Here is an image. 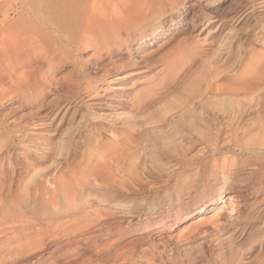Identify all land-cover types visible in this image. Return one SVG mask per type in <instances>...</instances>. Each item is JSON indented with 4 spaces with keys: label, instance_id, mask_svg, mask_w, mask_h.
<instances>
[{
    "label": "rangeland",
    "instance_id": "374dc122",
    "mask_svg": "<svg viewBox=\"0 0 264 264\" xmlns=\"http://www.w3.org/2000/svg\"><path fill=\"white\" fill-rule=\"evenodd\" d=\"M49 1L0 0V26L7 14L6 27L30 28L35 23L23 20L35 14L36 21L42 23L39 17H48L47 23L57 22L71 34L66 29L71 26L64 28V24L71 25L72 20V26L83 23L91 2ZM68 1L73 10L64 5ZM158 3L154 0L153 10L143 8L137 17L134 9H124L115 24L90 30L88 37L75 43L79 48L62 33L57 40L72 45L66 54L73 60L44 40L39 44L46 49L35 55L24 47L14 51L13 45L0 43V142H8L0 153V178L7 176L0 191V253L9 233L5 228L42 215L45 204L35 192L40 178L66 159L75 158L72 153L78 160L86 137L100 129V133L137 134L140 146L127 160L134 166H148L145 188L133 197L121 194L116 204L91 202L93 208L110 215L107 222L112 235L99 238L98 256L86 261L84 251L76 250L57 259L59 253L50 248L40 264H66L76 257L85 261L82 264H264V152L243 153L245 161L253 163L248 168L255 170L251 177L241 173L234 181L227 172L221 178L219 204L209 205L204 214L196 211L175 220L178 210L195 205L216 184L207 175V168L215 163L208 156V147L221 145L227 137L233 141L236 137L238 143L246 138L243 128L233 135L222 119L264 107V88H239L228 72L230 62L225 63L237 56L241 63L251 55L261 60L264 0ZM175 17L177 21L168 26ZM161 27L169 31L143 43L151 31ZM5 29L2 34L6 32L7 37ZM55 31L48 29L52 36L62 32ZM176 64L179 67L174 69ZM212 82L223 90H209ZM180 146L189 149L191 164L173 172L162 161ZM218 161L223 164L222 158ZM196 163L202 164L199 176ZM204 182L209 188L197 185ZM130 200L133 204L128 210L119 205ZM229 204L232 208L225 210ZM216 208L225 210L219 227H209L206 233L201 230L191 243L181 241L183 229L201 217H210L219 211ZM35 253L24 254L11 264H35L34 259L26 262Z\"/></svg>",
    "mask_w": 264,
    "mask_h": 264
},
{
    "label": "bare ground",
    "instance_id": "6f19581e",
    "mask_svg": "<svg viewBox=\"0 0 264 264\" xmlns=\"http://www.w3.org/2000/svg\"><path fill=\"white\" fill-rule=\"evenodd\" d=\"M56 1L57 0H50L49 3H56ZM153 1L154 0H91L89 11L88 13H85L87 15L85 16L83 23L79 24V22L78 25L72 26V24L75 23V20H72L73 23L71 25L69 23L64 24V28L66 25L71 26H67L66 29L70 28L72 32H75L74 34L71 31V34L68 31H64L65 29L62 30L63 25L61 24L62 26H60V24L56 21L54 22L57 24L51 23L50 25L47 23L48 17L44 16L43 20L39 15L42 23L36 21V17L34 18L33 16L35 14H32L28 20L27 18L22 17L26 19L23 21L33 22L32 24L35 23V26H30V28H23L20 25V27H6L5 21L8 19L6 14L2 20L4 21L3 26H0V39L2 37L0 43L6 44L7 42L13 45V47H10L11 49H14V51L24 47L26 48L27 53L35 55L43 49H46L45 47H41V44H39L41 40H44L48 45L50 44L51 47H54L55 51H60L58 53L63 54V56H65L68 60V58L72 55L66 54V48L72 45L78 47V44L75 43H78L88 37L90 30L93 31L98 26L115 24L117 22L116 18H118L119 14H123L124 9H134V12L136 11V17L140 10V12L144 11H142L143 8H145V12L151 11L153 10L152 8L155 7V4H151ZM64 3L63 4L67 6L70 2L68 1ZM149 3L153 6H150ZM158 4H160V0ZM69 5L70 4H68V6ZM135 8H137V10H135ZM65 9L66 8H64L63 11H65ZM69 9L71 10L72 8ZM67 10L68 9H66V11ZM70 12L72 13V11ZM71 13L70 15H72ZM146 14L149 15L151 12ZM177 17L172 18L168 26L174 24L175 21H177ZM137 21H139V19ZM162 28L163 27L159 30L157 29V31H151V33L147 35L149 38L142 42L145 44L146 42L150 43L155 40L157 36L161 37L169 31ZM4 29L8 32L7 37H4L3 35L6 32H3L2 34ZM48 29H51L52 31L60 29L62 32L60 35L52 36L48 32ZM62 33H64L68 38L67 41L72 40L70 42L72 45L68 44V46H66L67 41L64 39L59 41L57 40V37H63ZM50 46H48V48ZM262 46H264V42ZM15 53L16 52H14V55ZM261 53L263 54L259 56L261 57V60L259 61H256L258 58L253 55L246 58L244 63H241L240 56H237L234 61L230 58L227 60L225 59V63L230 62L227 68L228 72L233 74V83H235V85L239 88L246 89L248 87L255 90L264 88V47ZM4 55L6 56L7 53ZM70 59H72V57ZM177 67H179V65L175 66L174 69H177ZM20 74L19 77H21ZM18 83H20L19 80ZM212 83L207 86V88L211 91H217L223 88H221L220 84L217 82ZM222 122L230 127L233 135H235L239 128H243L244 133H246V138L238 143L236 141V137H234V141L227 137L221 141V145L212 144L208 147V156L213 157L215 163H212V167L207 168V175L214 178L216 184L211 186H206V182L197 184L204 189L208 186L212 187V189H209L207 194L198 198L195 202L196 204L192 207H187L183 210L179 208L180 210L177 211V217H175V220L176 218L184 219L196 211L204 214L208 210L209 205L213 206L219 204V201L223 198V185L218 186V182L227 172L231 174V177H234L232 178L234 181H238V176L241 173H245L248 177H251V175L254 174L255 170L251 168L248 169L253 163H251V161H245L243 158L244 156L242 155L244 152H264V107L256 106L246 112L239 111L230 118L229 116L223 118ZM98 130H95L92 136L86 137L87 140L81 146L82 150L78 152L80 155L78 160H75L76 153H72L71 156L75 158L66 159L61 165L58 164L51 172L43 175L37 182V189L35 192L38 193L40 199L45 204L43 211H41L43 213L42 215L38 213L39 215L36 218H27L22 220L24 221L22 224L20 222H16V224L13 223L12 226L5 228L9 233L7 239L3 243V248L1 247L2 253H0V264H11L19 259L20 256H23L24 254L26 255L30 252L36 253L26 262L34 259L35 264H40L42 263L41 258L43 254L48 252L50 248H53L52 253H59L57 259L63 258L73 251L83 250L84 252L82 254L85 253L87 255L85 257V259H87L86 261H90L101 252L100 248L102 246L99 248L96 244H98L97 242L100 240L99 238L112 235L109 234L110 222H107V218L110 215L108 212L97 209V207L93 208L91 202L105 200L116 204L120 200L121 194L132 197L139 195L145 188V180L149 178L150 172L148 171V166L143 164L134 166L129 163V158L127 160V157L137 152L138 147L140 146L139 137L137 134L132 133L131 129V133L128 132L129 134L122 131V133L119 134H114L110 131H101L102 133H100ZM206 141L209 142L208 139ZM7 143L8 142H0V153L6 149ZM224 143H227L228 145L224 146ZM227 155L228 157H225ZM189 157V149L185 146H180L179 149L174 150L173 154L164 159L162 162L170 164V168H172L174 172L175 170L189 166L187 165L191 164ZM219 158H222L223 164H218ZM201 165V163L195 164L196 168L194 169L195 174H197L196 176H199L198 174L202 169ZM123 167L126 169L122 170ZM6 177L7 176L5 174L3 178H0V191L4 186L3 181ZM205 179L208 180V178ZM179 200L180 199L177 196L175 201L178 202ZM132 204L133 202L130 200L129 202L123 201V203L121 202L119 205L125 206L128 210ZM231 208L232 205L229 204L228 209L225 210H230ZM218 209L219 208H216L215 210ZM225 210L221 208L219 211L207 218H200L202 215L197 216L200 219H197L194 223L189 224L188 227L183 229V231L185 230V233H179L181 241L184 243H191L200 234L199 232L201 230L206 233L209 227H219L221 224L219 222V218L224 216L225 213L223 212ZM119 237L120 235H118V238ZM238 238L239 235L235 237V239ZM150 243H152V241ZM132 245L133 246H131V244H127L125 246L133 249L134 244ZM83 261L84 260L81 261L79 257H76L66 264H82Z\"/></svg>",
    "mask_w": 264,
    "mask_h": 264
}]
</instances>
